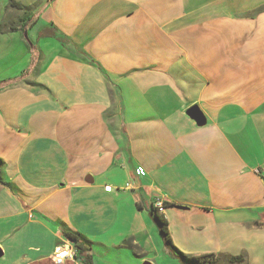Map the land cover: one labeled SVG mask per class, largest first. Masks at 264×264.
Returning <instances> with one entry per match:
<instances>
[{
  "label": "crops",
  "instance_id": "0c3cea01",
  "mask_svg": "<svg viewBox=\"0 0 264 264\" xmlns=\"http://www.w3.org/2000/svg\"><path fill=\"white\" fill-rule=\"evenodd\" d=\"M43 2L0 90V264L65 232L91 264H180L157 197L188 259L264 264V0Z\"/></svg>",
  "mask_w": 264,
  "mask_h": 264
},
{
  "label": "rangeland",
  "instance_id": "374dc122",
  "mask_svg": "<svg viewBox=\"0 0 264 264\" xmlns=\"http://www.w3.org/2000/svg\"><path fill=\"white\" fill-rule=\"evenodd\" d=\"M24 3V10L11 7L8 0H0V84L9 81L15 76H19L24 69L22 62L21 46L25 45V37L12 33L22 27L25 17L31 18L43 5V0H18ZM38 27L37 30H39ZM20 31V30H19ZM12 33V34H11ZM30 39V37H29ZM210 263L189 264H245L231 263L230 258H214ZM46 264H53L46 263Z\"/></svg>",
  "mask_w": 264,
  "mask_h": 264
},
{
  "label": "trees",
  "instance_id": "16d2710c",
  "mask_svg": "<svg viewBox=\"0 0 264 264\" xmlns=\"http://www.w3.org/2000/svg\"><path fill=\"white\" fill-rule=\"evenodd\" d=\"M9 4L11 7L16 8L18 10H24V6H22L17 0H8ZM22 21V27H21V32L24 34V39L26 44L29 46V48L33 51L34 46L32 45L31 41L29 40L28 37V31L35 25L37 19L36 18H29L28 16L25 17V19L21 20ZM27 33V37L25 34ZM42 37V36H41ZM5 84H0V90L3 89ZM167 206V205H166ZM151 216L153 218V221L155 222L159 233L163 239L165 249L172 255V257L177 260L180 264H189L191 261L192 262H198V263H210L212 262L211 260L214 259L213 256H204V257H199V258H194V259H188L185 255L180 253L173 245H172V240L170 236V231H169V223L167 219L165 218L164 214H160L156 209L152 208L151 209ZM65 237L70 240L76 250H77V260L81 262L82 264H91L90 262L92 261L91 256L89 255L90 252V247L86 245L80 238L79 235L73 234V233H64ZM231 263H244L245 258L244 256H237V257H231L230 258Z\"/></svg>",
  "mask_w": 264,
  "mask_h": 264
},
{
  "label": "built area",
  "instance_id": "2783aa9c",
  "mask_svg": "<svg viewBox=\"0 0 264 264\" xmlns=\"http://www.w3.org/2000/svg\"><path fill=\"white\" fill-rule=\"evenodd\" d=\"M146 175V171L143 168H137L135 170V176L137 178L144 177ZM127 188H130L131 185L127 184ZM106 191L111 192L112 187H106ZM166 201L157 197L153 203L152 208L156 209L160 214H163L166 208ZM51 261L53 264H82L77 260V250L74 245L71 244H61L56 247L54 253L51 257Z\"/></svg>",
  "mask_w": 264,
  "mask_h": 264
},
{
  "label": "water",
  "instance_id": "95a60500",
  "mask_svg": "<svg viewBox=\"0 0 264 264\" xmlns=\"http://www.w3.org/2000/svg\"><path fill=\"white\" fill-rule=\"evenodd\" d=\"M25 36L27 37V33L25 34ZM188 115L190 117H192L194 120H196L197 122L199 123H202L203 122V117L199 111V109L197 107H193L192 109H190L188 111ZM3 256V253L2 251L0 250V258ZM145 264H150V263H145Z\"/></svg>",
  "mask_w": 264,
  "mask_h": 264
}]
</instances>
